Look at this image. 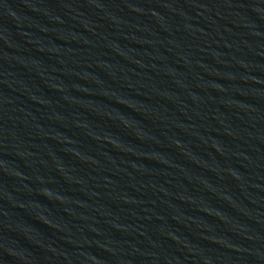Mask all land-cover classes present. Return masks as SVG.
Masks as SVG:
<instances>
[{"label": "water", "instance_id": "1", "mask_svg": "<svg viewBox=\"0 0 264 264\" xmlns=\"http://www.w3.org/2000/svg\"><path fill=\"white\" fill-rule=\"evenodd\" d=\"M0 264H264V0H0Z\"/></svg>", "mask_w": 264, "mask_h": 264}]
</instances>
